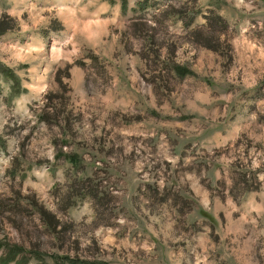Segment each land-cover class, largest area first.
<instances>
[{
    "label": "rangeland",
    "instance_id": "rangeland-1",
    "mask_svg": "<svg viewBox=\"0 0 264 264\" xmlns=\"http://www.w3.org/2000/svg\"><path fill=\"white\" fill-rule=\"evenodd\" d=\"M253 3L0 0V259L9 247L24 259L0 264H264V156L252 158L264 153V0ZM73 9L100 23L74 38ZM212 14L222 23L206 27ZM46 104L59 111L47 124ZM86 175L92 188L73 185ZM32 195L62 233L43 228Z\"/></svg>",
    "mask_w": 264,
    "mask_h": 264
},
{
    "label": "trees",
    "instance_id": "trees-1",
    "mask_svg": "<svg viewBox=\"0 0 264 264\" xmlns=\"http://www.w3.org/2000/svg\"><path fill=\"white\" fill-rule=\"evenodd\" d=\"M6 19L7 18H2L1 21H0V36L3 35L5 32H7L10 27L7 26V23H6ZM218 21V22H221L222 23V19L221 17L219 16H214L213 14L212 15H208L206 17V27H208V25L211 23V21ZM204 32V29L202 30V28H197L195 29L193 32H192V36H193V39L195 40V42H197V45H199L200 47L204 48V49H207V50H210V51H213V52H217L218 51V43H213V38L210 36V35H204V38L202 37V33ZM215 41V40H214ZM67 73V71L65 72ZM176 73L178 74L179 77H184L186 76V70L185 71H177L176 70ZM58 77H57V82L59 85L62 86V83H61V77L59 76V74H57ZM48 102L50 103L51 102V99L49 98ZM50 107L49 104H46L44 106L45 110H43V116L42 118H40L41 121L45 122L46 124L49 123L50 119H54L53 117H58L59 116V111L58 110H55V109H48ZM52 114V116L50 115ZM69 115V113H68ZM65 119V118H64ZM67 120L65 119L64 123L66 122ZM76 159H72L69 164L72 168L78 166V164L76 163ZM73 185H77L79 186L78 188L80 189H83V188H92L93 187V181L92 179L90 178L89 175H86L84 177H77L73 180ZM16 195L19 194V193H15ZM18 196V195H17ZM90 197V193H88L87 195H84V194H81L79 199L80 201L83 200L84 198L86 197ZM19 198V196H18ZM29 198L30 199V205H31V208H32V211L38 216V219L39 221L41 222V225L43 226V228L47 231H49L50 233H55V234H60L62 233L61 231H63L64 229V224H62L58 217L51 213L50 211H48L47 209H45V207L38 203L37 200L34 199V196H30ZM70 198V197H68ZM69 200V199H68ZM68 200L67 198L61 203V206H60V209L62 212H67L68 209H70L71 207H73L74 203L72 204H67L68 203ZM94 201V203L96 204L97 201L96 199H92ZM173 203L176 204L179 200V197H178V194H176L174 196V199H173ZM15 203L17 204L18 201H15ZM2 211H1V205H0V216L2 215ZM6 253H5V257L1 258L0 259V262H14V261H19L21 259V261L23 262L24 259H23V256L21 255V252H22V249L19 248V247H9V249H5ZM68 264H79L78 262L76 261H72L70 260Z\"/></svg>",
    "mask_w": 264,
    "mask_h": 264
},
{
    "label": "clouds",
    "instance_id": "clouds-1",
    "mask_svg": "<svg viewBox=\"0 0 264 264\" xmlns=\"http://www.w3.org/2000/svg\"><path fill=\"white\" fill-rule=\"evenodd\" d=\"M93 3V0H89V4ZM235 7L239 10H243L246 12H251L254 10V3L253 0H235ZM66 11H68L65 8H57L56 12L57 15H63ZM80 11L79 9H73L71 12H69L70 16V24L69 26L72 28L73 31V37L75 38L76 36H83L88 29L93 28L95 24L100 23L99 18H94L92 20H83L81 17L77 16V12ZM83 15V13H82ZM55 54H54V59H55ZM44 101L41 100V104H43ZM6 107V106H5ZM51 111V110H50ZM10 118V117H9ZM29 119H32V122L35 123V119L30 117ZM255 119V117H253ZM4 123H7V120L4 121ZM31 125H29L30 129ZM89 126L85 125V128L87 129ZM3 129V125L0 124V130ZM29 129H25L24 135L27 134V131ZM98 134V133H97ZM264 156V153L257 152L255 149L252 150V158H253V167L258 168L260 166V160L259 157ZM168 158V157H165ZM235 159V157H233ZM221 160H224V157H221ZM174 162V161H173ZM231 162V161H229ZM148 177L145 176V179ZM259 179L264 181V173H261L259 176ZM161 185H163V181H161ZM204 253H207V248L204 249ZM202 253V255H204ZM261 254L264 255V249H261ZM206 259V256H205ZM197 264H200L198 261Z\"/></svg>",
    "mask_w": 264,
    "mask_h": 264
}]
</instances>
